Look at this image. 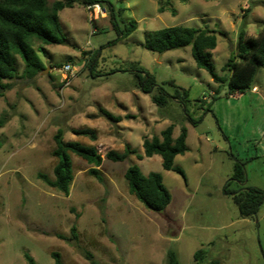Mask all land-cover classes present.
I'll return each instance as SVG.
<instances>
[{
  "label": "rangeland",
  "instance_id": "rangeland-1",
  "mask_svg": "<svg viewBox=\"0 0 264 264\" xmlns=\"http://www.w3.org/2000/svg\"><path fill=\"white\" fill-rule=\"evenodd\" d=\"M96 1L106 11L97 19L80 2L63 9L66 42L45 46L47 53L40 57L47 70L26 78L25 64L16 56L18 77L7 82L10 87L0 97V264H29L27 255L37 264H55V252L63 264H90L84 257L89 252L99 264H167L170 251L178 254L179 264H212L216 247L225 244L235 248L233 264H264V203L257 219L240 220L224 191L239 160L246 162L247 186L264 190V146L256 143L264 139V100L251 90L240 98L229 96L226 86L216 94L220 85L197 67L191 46L164 53L144 47L147 32L165 27L214 30L213 62L216 73L224 75L238 33L264 32V0H173L162 13L161 0ZM130 20L138 29L118 40ZM92 62L97 76L91 75ZM67 65L71 75L63 72ZM137 74L155 79L151 94L159 87L170 96L182 90L180 100L153 103ZM254 85L264 97V68ZM170 125L174 137L187 129L188 152L175 159L186 180L165 170L159 155L137 156L144 155L145 136L159 135ZM84 128L94 130L96 140L73 133ZM59 129L65 142L95 146L104 158L99 180L89 172L92 165L71 153L74 181L68 197L39 177L54 178ZM127 145L137 154L123 162L105 157L111 150L123 153ZM130 165L146 175L162 174L172 195L165 210L152 211L130 193L125 178ZM228 189L239 186L231 181ZM74 226L78 245L68 240ZM209 238H217L216 244L209 245ZM200 249L212 257L205 254L197 262Z\"/></svg>",
  "mask_w": 264,
  "mask_h": 264
},
{
  "label": "trees",
  "instance_id": "trees-1",
  "mask_svg": "<svg viewBox=\"0 0 264 264\" xmlns=\"http://www.w3.org/2000/svg\"><path fill=\"white\" fill-rule=\"evenodd\" d=\"M173 0H161L159 12H164L165 7L171 5ZM188 2L190 0H177ZM78 2L84 5L98 4L96 0H0V97L9 89L8 81L18 77L16 66V56H19L24 64V77L33 79L45 69V64L40 54H46L45 46L63 45L66 36L62 30L60 12L65 8H73ZM112 24L116 25L115 12L111 10ZM138 29V23L130 20L125 26L122 40ZM39 46L36 47V44ZM116 42H113L115 44ZM191 46L192 56L196 65L200 69L206 70L213 81L220 86L216 94L220 93L222 86L228 89V95L235 93L244 94L252 90L255 85V78L260 69L264 68V32L257 36L247 37L246 32L241 30L238 33V42L235 51L222 67L224 75L216 73L213 62V51L218 46L216 31L208 28H192L184 26L165 27L145 34L144 47L150 51L164 53ZM95 59V57H94ZM93 59V62H94ZM91 66V75L94 74L95 67ZM117 72V71H114ZM145 93L151 94L156 82L149 74L136 75ZM158 94H151L153 103L164 105L167 99L174 98L180 100V91L176 96L165 95L164 89L159 87ZM184 97L188 92L184 91ZM184 102V101H183ZM102 114L112 121H119L111 113L101 110ZM76 135L89 136L96 140L97 135L94 130L84 128L73 130ZM64 131L59 129L54 137L56 147L53 156L57 158L54 167V178L49 179L46 175L39 177L52 189L69 196L71 186L74 181V168L71 160V153L81 157L88 164L92 165L90 174L101 180L98 168L102 165L104 158L98 153L97 148L92 145H84L78 141L65 142ZM174 125L168 126L159 135L143 138L144 156L151 158L159 155L162 158L163 168L180 174L185 180L186 175L181 167L175 165V158L184 155L188 151L186 139L187 129L182 127L181 133L174 138ZM137 154L136 150L127 145L123 153L111 150L105 157L113 162H123L131 155ZM142 159V155H137ZM246 162L239 160L235 164L234 173L230 181L225 186V193L230 194L239 212V218L255 220L261 206L264 203V190L257 187L247 186L245 172ZM130 193L137 198L146 208L162 212L167 208L172 200V195L163 182L161 173L151 172L145 175L138 165H130L125 173ZM236 182L238 190L228 189L230 182ZM72 237L68 240H78L77 229L74 226L71 230ZM204 250H199L194 257L197 262L203 261ZM55 264H63L59 253H53ZM29 264H37L35 260L27 255ZM84 257L90 264H99L92 253H85ZM167 264H179L177 254L173 251L168 253Z\"/></svg>",
  "mask_w": 264,
  "mask_h": 264
},
{
  "label": "crops",
  "instance_id": "crops-1",
  "mask_svg": "<svg viewBox=\"0 0 264 264\" xmlns=\"http://www.w3.org/2000/svg\"><path fill=\"white\" fill-rule=\"evenodd\" d=\"M251 92L253 93V94H255V95H257V96H260V98H261V100H264L263 98V95H260L259 94V89H258V87L257 86H255L252 90H251ZM242 94H238V93H235L234 95H231V96H233V97H235V98H240V96H241ZM174 138H177V137H174ZM264 139H260V140H258L256 143H258V145H260V146H264V141H263ZM249 142V141H248ZM186 143H187V139H186ZM252 144V143H251ZM188 147V146H187ZM188 152V151H187ZM186 152V153H187ZM185 153V154H186ZM184 154V155H185ZM180 156V155H179ZM145 156L143 155V158H144ZM178 157V156H177ZM176 157V158H177ZM142 158V159H143ZM175 158V159H176ZM146 175V174H145ZM163 177V176H162ZM164 182V181H163ZM248 183V182H247ZM248 185V184H247ZM239 220V219H238ZM240 220H244V221H250V219H241L240 218ZM230 225H227V226H224V227H221L219 230L221 231V230H225V229H227L228 227H229ZM230 228V227H229ZM215 239H217V238H209L207 241V243L210 245V244H216V242H215ZM202 245H204V244H202ZM200 250H202V249H200ZM205 252V254H207L209 257H212V255H211V252L210 251H204ZM204 254V255H205ZM214 254H215V256H214V259L211 261L212 262V264H233V262H234V260H235V258H237V255H236V252H235V248L233 247V246H230V245H220V246H218V247H216V249H215V252H214ZM177 257H178V254H177ZM178 260H179V257H178ZM254 264H259V262H257V261H255L254 262Z\"/></svg>",
  "mask_w": 264,
  "mask_h": 264
},
{
  "label": "built area",
  "instance_id": "built-area-1",
  "mask_svg": "<svg viewBox=\"0 0 264 264\" xmlns=\"http://www.w3.org/2000/svg\"><path fill=\"white\" fill-rule=\"evenodd\" d=\"M87 10L90 12L91 18H94V19H97L100 16L105 15L104 13L106 12L105 10L101 9L99 4L88 5L87 6ZM63 72L66 75H71L73 71H72L71 66L67 65V66L64 67ZM65 80H66L65 81V85H69L70 84V80H69L68 76L65 77Z\"/></svg>",
  "mask_w": 264,
  "mask_h": 264
},
{
  "label": "water",
  "instance_id": "water-1",
  "mask_svg": "<svg viewBox=\"0 0 264 264\" xmlns=\"http://www.w3.org/2000/svg\"><path fill=\"white\" fill-rule=\"evenodd\" d=\"M99 54H100V51L98 52V55H99ZM98 55H97V56H98ZM46 70H47V69H45L44 71H46ZM255 219H257V215L255 216Z\"/></svg>",
  "mask_w": 264,
  "mask_h": 264
}]
</instances>
